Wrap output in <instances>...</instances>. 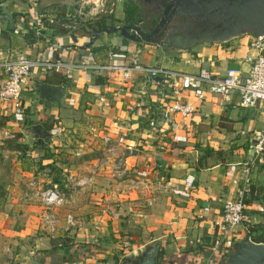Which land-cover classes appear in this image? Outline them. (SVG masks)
<instances>
[{"label": "crops", "instance_id": "crops-1", "mask_svg": "<svg viewBox=\"0 0 264 264\" xmlns=\"http://www.w3.org/2000/svg\"><path fill=\"white\" fill-rule=\"evenodd\" d=\"M0 2L13 23L10 28L0 18L3 57L23 53L47 63L116 64L134 56L142 65L221 75L226 69L244 74L246 59L257 52L248 35L223 43H203L175 55H164L143 43H124L114 34L101 35L82 49L90 37L88 32L75 30L73 42L60 31L63 26L57 21L66 16V22L76 23V14L90 13L88 0ZM34 19L42 21L40 29L32 24ZM83 23L90 28L92 21ZM109 50L114 57L107 60ZM37 81L62 85L65 90L60 100L44 106L45 102L37 99ZM176 96L192 104L194 111L185 120L173 116L176 127L169 131L160 112ZM19 99L18 113H0V125L13 135L0 138V264H24L27 254L39 264L77 260L121 264L123 256L153 241L158 243L154 264H224V249L210 250V220L221 203L232 197L242 176L247 159L245 137L263 122L256 106H238L235 94L220 102L206 93L197 101L189 90L170 89L163 81H148L133 71L121 81L115 72H65L39 66L30 69ZM149 119L153 127L148 126ZM31 126L47 132L58 126L60 132L51 139H37L22 131ZM103 136L110 141L122 137L124 145L135 148L134 155L108 150ZM216 149L220 150L217 154L205 156L206 150ZM145 162H153L156 169L145 172L141 167ZM121 170H126V177H117ZM250 171L244 204L247 222L236 226L235 235L239 240L247 232L251 241L264 243V152ZM187 174L193 177L188 187L183 184ZM87 176L89 185L74 184ZM127 178L144 180L150 188L157 186L150 206H142L137 189L119 187ZM50 187L59 190L62 203L53 210L58 222L48 234L41 223L45 209L33 193ZM137 202L139 206L132 207ZM202 206L209 212L195 220L194 214ZM65 215L70 216L69 222ZM121 232L125 234L121 241L126 240L131 251L119 253L115 248Z\"/></svg>", "mask_w": 264, "mask_h": 264}, {"label": "built area", "instance_id": "built-area-1", "mask_svg": "<svg viewBox=\"0 0 264 264\" xmlns=\"http://www.w3.org/2000/svg\"><path fill=\"white\" fill-rule=\"evenodd\" d=\"M32 24L36 29L42 27V21L39 19L32 20ZM250 45L257 50L254 56L247 58L248 68L244 74L237 69H226L221 75H212L207 73H183L168 69L163 66H147L140 64L134 56L128 58L126 62L109 63L101 61L98 63L86 62H41L31 59L23 53H15L11 57L0 56V71L2 79L0 81V113L13 114L21 110V102L19 99L20 91L27 80L30 69L37 66L46 69H63L65 72L69 69L91 70L96 74L115 72L119 75L121 81L129 78L130 72H136L144 76L148 81L154 77L161 78L164 85L168 88L177 87L182 90H189L195 100L199 101L206 93L213 94L220 102L228 100L235 94L237 105L240 107L256 106L262 113L263 122L259 129L252 130L245 137V152L247 155L246 162L242 166V176L237 181L233 189L231 198L224 200L217 215L210 220L213 237L210 239V250L229 249L234 242L237 241L235 228L243 222H247L245 213V200L249 195V186L251 184L250 170L254 166L255 160L264 152V35L258 38H251ZM114 54L109 50L106 53V59L110 60ZM152 81V80H151ZM101 100V99H100ZM194 106L186 101L181 100L178 96L167 104L160 112L161 118L165 119L168 124L169 131L176 127V123L172 121L173 116H177L181 120H185L191 116ZM148 126L153 127L152 119L147 121ZM58 126H52L48 129L51 136L59 134ZM240 131L239 134L243 135ZM13 135L7 132L0 125V138L10 139ZM102 142L108 145V150H116L125 156H132L135 148L130 145H124L123 138L117 137L114 141H110L107 136L102 137ZM145 172L154 171L156 166L153 162H145L141 164ZM117 169V168H116ZM126 170H121L120 175L127 176ZM193 177L189 174L183 178L184 186L191 184ZM90 176L80 178L74 182L76 186L89 185ZM119 187L124 190L130 188L137 189L140 195L139 199L142 206H150L155 200V190L157 186L150 188L144 180H133L127 178L126 183L122 182ZM123 191V190H122ZM35 199L43 206L45 211L41 215V223L44 230L50 234L54 230L58 219L54 214V208L62 203V195L55 187L43 188L33 193ZM129 207L127 210L129 211ZM209 212L207 206L199 208L194 214L195 220H202ZM65 222L70 221V216L65 215ZM247 228L245 227V231ZM192 245L191 240L187 242ZM62 264H99L93 260H77L73 262H64Z\"/></svg>", "mask_w": 264, "mask_h": 264}, {"label": "water", "instance_id": "water-1", "mask_svg": "<svg viewBox=\"0 0 264 264\" xmlns=\"http://www.w3.org/2000/svg\"><path fill=\"white\" fill-rule=\"evenodd\" d=\"M152 15L156 16L151 31L143 34L135 24L105 25L96 30L81 23L66 22V16H59L57 23L61 32L73 42V32L83 28L90 35L80 48L89 47L101 35L117 33L124 40L134 44L143 43L157 47L164 55L188 52L203 43H223L232 38L248 35L255 39L264 35V0H140ZM0 2V18L9 23L11 14L4 10ZM181 19V20H180ZM130 30L131 32H129ZM153 82H161L154 77ZM38 90L37 99L43 100L46 107L57 103L64 93L62 85L34 82ZM37 139H51L52 136L39 126L22 130ZM158 243L143 245L120 259L121 264H154ZM224 264H264V243L253 242L245 232L242 237L227 249ZM24 264H39L34 256L27 254Z\"/></svg>", "mask_w": 264, "mask_h": 264}, {"label": "rangeland", "instance_id": "rangeland-1", "mask_svg": "<svg viewBox=\"0 0 264 264\" xmlns=\"http://www.w3.org/2000/svg\"><path fill=\"white\" fill-rule=\"evenodd\" d=\"M121 1L122 0H88L89 3H87V4L91 6V9L89 11L90 13H87L85 15L76 14L74 21L77 24L78 22H85V21L90 20V21H92L90 28L93 30L98 28L100 23H102L103 25H119L122 18H123ZM138 1L136 0V2H138L137 5L139 7H144V11H146L147 10L146 6L144 4L142 5L140 3V0H138ZM84 33H86V32H83V34ZM110 34H114L117 36V33H110ZM123 42L129 43L127 40H124V39H123ZM117 177H118V175H117ZM120 177L123 178V175H120ZM123 200H124L123 201L124 203L127 202L126 198ZM124 206H125V210H126L127 204H125ZM138 206L139 205L137 202L132 207H138ZM117 207H119V206H117ZM58 208L59 207H56V210ZM41 210H42V208H41ZM120 234H121V235H119L120 241H118V243H117L118 246L115 248L119 249V253L131 251L130 246L127 248V245H128L127 241L126 240L121 241V237L125 236L124 232H121ZM118 240H119V238H118ZM48 250H51V248H49Z\"/></svg>", "mask_w": 264, "mask_h": 264}, {"label": "flooded vegetation", "instance_id": "flooded-vegetation-1", "mask_svg": "<svg viewBox=\"0 0 264 264\" xmlns=\"http://www.w3.org/2000/svg\"><path fill=\"white\" fill-rule=\"evenodd\" d=\"M123 2H124V0L121 1V3H123ZM148 11L143 10L142 12H140L138 14H132L129 19L122 18L120 25L121 24H126V25L135 24L136 26L139 27L140 31L143 34H146L152 30V28L155 24V21H156V16L152 15V13L150 11L149 12ZM128 31L131 32L130 30H128Z\"/></svg>", "mask_w": 264, "mask_h": 264}, {"label": "trees", "instance_id": "trees-1", "mask_svg": "<svg viewBox=\"0 0 264 264\" xmlns=\"http://www.w3.org/2000/svg\"><path fill=\"white\" fill-rule=\"evenodd\" d=\"M138 2H136V0H124V2L122 3V12H123V18L124 19H129L132 14H138L144 10V7H139L137 5ZM103 26L104 25L102 23L99 24V27H103ZM219 151H220L219 149H216L214 151L206 150L205 156L210 155V154H217ZM206 164H207V162L205 160V165ZM221 253L225 254V250L224 251L222 250ZM62 263H64V262H59V263H55V264H62Z\"/></svg>", "mask_w": 264, "mask_h": 264}]
</instances>
